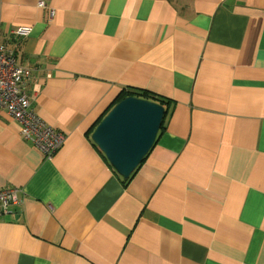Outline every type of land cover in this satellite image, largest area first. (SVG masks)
Wrapping results in <instances>:
<instances>
[{
	"label": "crops",
	"instance_id": "0c3cea01",
	"mask_svg": "<svg viewBox=\"0 0 264 264\" xmlns=\"http://www.w3.org/2000/svg\"><path fill=\"white\" fill-rule=\"evenodd\" d=\"M0 47L66 138L0 108V264H264V0H0ZM139 90L171 109L126 188L92 134Z\"/></svg>",
	"mask_w": 264,
	"mask_h": 264
},
{
	"label": "water",
	"instance_id": "95a60500",
	"mask_svg": "<svg viewBox=\"0 0 264 264\" xmlns=\"http://www.w3.org/2000/svg\"><path fill=\"white\" fill-rule=\"evenodd\" d=\"M165 113L157 103L128 97L92 134V141L124 180L131 177L154 147Z\"/></svg>",
	"mask_w": 264,
	"mask_h": 264
},
{
	"label": "built area",
	"instance_id": "2783aa9c",
	"mask_svg": "<svg viewBox=\"0 0 264 264\" xmlns=\"http://www.w3.org/2000/svg\"><path fill=\"white\" fill-rule=\"evenodd\" d=\"M38 7L45 9L46 2L40 1ZM55 12L49 11V19L53 20ZM31 28H20L17 36L27 37ZM32 79V72L17 66L12 54L0 47V108L7 112L20 124L21 136L38 148L48 160L63 147L65 136L48 127L31 110L25 85ZM20 205L18 190L6 188L0 190V214L8 215L10 210Z\"/></svg>",
	"mask_w": 264,
	"mask_h": 264
},
{
	"label": "trees",
	"instance_id": "16d2710c",
	"mask_svg": "<svg viewBox=\"0 0 264 264\" xmlns=\"http://www.w3.org/2000/svg\"><path fill=\"white\" fill-rule=\"evenodd\" d=\"M128 97H136V98L143 99V100H146V101H151V102H154V103H157V104L163 106L165 108V110H166L165 118H164L163 125H162V129H161V132H163V130L165 128L164 125H165L166 119H167V117L169 115V112H170V109H171V101L170 100H167V99H164V98H161V97L156 96V95H151L147 91L124 92V95H122V99L121 100L123 101V100H125ZM136 174H137L136 172L133 173L131 175V177L129 179H127V180L122 179L118 175L117 176L120 178V180L122 181V183L124 184V186L127 188L128 185L131 183V181L134 179V177H135Z\"/></svg>",
	"mask_w": 264,
	"mask_h": 264
}]
</instances>
